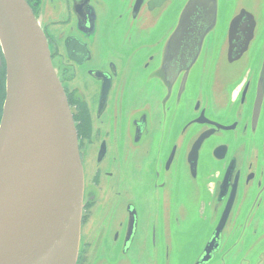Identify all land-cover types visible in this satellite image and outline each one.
Segmentation results:
<instances>
[{
  "label": "flooded vegetation",
  "instance_id": "1",
  "mask_svg": "<svg viewBox=\"0 0 264 264\" xmlns=\"http://www.w3.org/2000/svg\"><path fill=\"white\" fill-rule=\"evenodd\" d=\"M82 1L25 0L42 26L79 141L85 195L90 201L83 209L82 250L77 264H88L93 254L98 257L97 264H127L123 258L130 250L122 254V245L128 206L140 219L147 215L155 220V226L150 223L147 227L148 236L140 229L138 240L143 244L131 253L130 263L166 264L172 247L178 248L179 234L178 230H166L169 216L190 209L201 213L202 207L210 210L216 202V185L221 184L226 171L219 167L227 165L242 175L253 172L254 177L238 180L235 202L239 200L241 206L234 217L240 215L241 225L226 230L210 264H238L237 254L247 252L264 236V82L257 83L263 62L256 49L242 78L234 76L231 68L225 84H212L231 17V8L221 7V2L226 6L232 0H218L216 25L213 23L211 31L203 36L201 50L193 53L199 61L191 73L195 77L191 101L188 89L178 94L179 78L171 86L165 84L166 78L162 83L154 79L163 45L168 43L186 0H164L163 6L153 9L146 5L149 0H144L134 17L132 9L138 0H89L90 20L87 16L86 22L91 27L86 33L78 29L73 7ZM202 18L198 25L208 23L210 28L211 15ZM197 33L200 35V28ZM261 34L264 36V28ZM76 40L84 44L79 47L83 54L80 60L66 51V45ZM102 74L109 78V85L104 109L99 112L105 82L96 77ZM208 78L209 83L200 85ZM201 91L206 94L201 95ZM5 98L6 64L0 48V121ZM200 100L212 106L213 122L228 128L214 130L217 147L226 146L228 164L212 166L204 146L199 153L198 172L191 176L184 149L191 136L184 138L180 130L190 118L192 104L194 114L200 113ZM189 103L190 110L185 107ZM138 118L140 135L136 133ZM169 159L170 167L174 165L170 171ZM144 224L143 218L139 225ZM156 231L165 243L146 244L153 234L157 236ZM90 237L96 242L92 244ZM233 245L237 246V254L229 259ZM182 257L183 251H179L178 259ZM259 263L248 259L241 264Z\"/></svg>",
  "mask_w": 264,
  "mask_h": 264
},
{
  "label": "water",
  "instance_id": "2",
  "mask_svg": "<svg viewBox=\"0 0 264 264\" xmlns=\"http://www.w3.org/2000/svg\"><path fill=\"white\" fill-rule=\"evenodd\" d=\"M143 1L134 3L133 17ZM163 1L149 0L146 5L149 9L158 8ZM88 3L89 0H83L73 4L77 11L78 29L82 33L91 27V23L87 27L86 22L87 16L90 20ZM221 7H230L231 17L222 55L213 73V86L225 84V76L231 68L234 76L242 78L248 60L255 57L256 49L263 62V73L257 83L263 84L264 46H261V40L264 36L261 32L264 28V0H232L226 6L222 1ZM217 11L218 0H186L168 43L163 45L158 72L154 74V79L161 83L166 78L168 86L179 78L181 87L178 94L188 89L190 101L195 83L191 73L199 61L193 53L196 49L201 50L203 36L211 31L213 23L216 25ZM210 15V28L208 23L198 25L203 20L202 16ZM199 28L200 35L197 33ZM204 28L208 29L203 32ZM82 45L79 40L67 44L68 55L80 60L83 54L79 47ZM0 48L6 64V99L0 121V264H77L82 250L83 209L90 201L85 195L79 141L42 26L25 0H0ZM96 78L101 83L105 82L98 104V111L101 112L106 102L109 78L106 75ZM206 82L209 83V78L200 85ZM200 94L204 96L206 93L201 91ZM185 107L189 109L190 103ZM191 111L180 135L184 138L191 136V140L184 143V149L189 156L187 165L190 175L195 176L199 153L204 146L212 166L228 164L226 146L217 147L214 132L228 128L213 122L212 106L202 100L200 113ZM255 120L256 117L253 123ZM136 127V133L138 131L140 135L139 118ZM139 138H135L137 142ZM173 168L169 159V171ZM219 168L226 171L221 184L216 185V202L211 209L205 207L201 213L191 209L189 212L174 213L165 224L167 231L183 230L176 236L178 250L183 251L182 259H178L180 264H185L187 258V264H210L213 253L220 248L222 236L227 234L226 230L241 225L240 215L234 217V212H240L241 206L239 200L235 202L237 183L241 178L252 180L254 174L242 175L229 165ZM127 212L122 254L130 250L123 259L131 264V253L143 244L138 240L140 229L148 236L147 227L150 223L155 226V220L148 219L147 215L140 219L131 206H128ZM143 218L145 224L140 226ZM156 233L157 236L153 234L146 244L157 246L165 243L158 238V231ZM262 239L264 236L243 254L242 251L237 254V246L233 245L227 258L232 259L237 254L238 264L248 259L264 264ZM89 241L92 244L96 242L91 237ZM97 261V255L93 254L88 264H97Z\"/></svg>",
  "mask_w": 264,
  "mask_h": 264
},
{
  "label": "rangeland",
  "instance_id": "3",
  "mask_svg": "<svg viewBox=\"0 0 264 264\" xmlns=\"http://www.w3.org/2000/svg\"><path fill=\"white\" fill-rule=\"evenodd\" d=\"M202 208H204V207H202ZM182 232H183V230L181 232H179V234H181ZM84 247L85 246L83 244V255H84V252L86 250V249H84ZM178 256H179V250H178V248H176L175 246H173L172 249H171V251H170V257H169V260H168L167 264H180V262L178 260ZM83 259H84V256H83ZM187 262H188V258H187L185 264H187Z\"/></svg>",
  "mask_w": 264,
  "mask_h": 264
}]
</instances>
